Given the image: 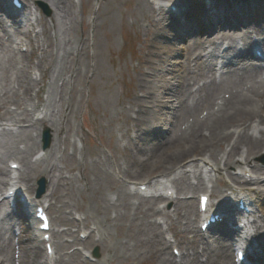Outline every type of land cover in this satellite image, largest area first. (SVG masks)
Masks as SVG:
<instances>
[{"label":"bare ground","instance_id":"1","mask_svg":"<svg viewBox=\"0 0 264 264\" xmlns=\"http://www.w3.org/2000/svg\"><path fill=\"white\" fill-rule=\"evenodd\" d=\"M3 1L2 5L6 0ZM28 1L35 0H24L25 10L31 12ZM44 1L52 12L49 18L38 17L42 37L36 36L34 41L22 39L31 45L30 55L36 56L35 63L30 55L20 54L18 60L16 55L12 56L17 51L8 42L12 41L13 34L19 35L22 31L19 25L11 23L10 26V21L0 14V193L1 186L9 182L8 174L19 171L20 187L31 198L34 181L44 176L48 189L44 198L50 203L53 222L71 223V211L65 209L73 205L82 214L77 226L90 229L81 231H87V239L80 243L84 248L99 244L103 254L94 262L85 260L82 251H70L72 242L64 239V233L72 236L71 230H54L55 258L50 261L43 254L42 241L31 221L20 219L19 212H5L0 208V264H236L231 252L235 239L231 229L219 224L209 239L196 229L193 216L197 215V208L189 194L205 191L206 187L199 177L195 183L190 180V168L195 166V161L191 164L182 161L198 152L202 154L197 159L199 164L203 167L208 164L215 172L241 164L243 175L231 174V178L257 183L259 187L252 192L258 198L264 197V187L260 186H264L261 177L264 167L255 159L264 153V76L261 65L252 62L253 53L247 49L250 34L264 32V0H210L208 7L207 3L187 0L185 9L180 0L181 3H175L180 8L175 15L164 5L155 6V0H129L121 23L130 21V25L145 27L148 36L143 44L147 58L142 65L149 66L153 74L139 76L132 85L134 96L128 101L120 100L118 116L124 122L118 123L116 129L125 133L130 152L123 151L114 165L99 154L95 155L98 161H88L89 147L78 149L69 140L68 134L78 131H74L67 118L78 102L75 97L82 95V82L88 73L86 64L80 60L86 38L83 29L77 30L75 0ZM249 1L258 11L256 16L247 15ZM191 7H196V12L192 13ZM139 18L146 24L140 25ZM12 21L19 22L17 17ZM73 32L76 38L71 36ZM219 40H223L222 45L228 44L226 52L234 54L227 59L225 71L217 75L214 60L219 56L214 51ZM239 41L243 43L242 49H236ZM45 43H49L47 51L42 48ZM260 43L264 47V40ZM177 57L183 60L177 61ZM30 69H36L39 78L32 77ZM92 74L96 76L94 70ZM163 74L170 76L163 78ZM46 77L48 86L44 91L41 83ZM34 87L36 98L46 94L41 107L23 103L22 97L29 100ZM101 87L107 88L104 84L94 86L93 92L98 93ZM9 104L15 105V109ZM155 107L156 114L150 116ZM161 108L167 109L168 117ZM35 113L41 117L34 118ZM165 115L168 128L161 125ZM22 123H27L28 128L22 129ZM45 125L51 129L52 142L39 155V133L36 137L32 133L35 126L39 130ZM20 144L24 147L20 148ZM109 148L117 151L118 144ZM237 153H241L240 158H235ZM33 154L37 156L34 160L30 159ZM8 158L19 162L22 168L8 170V164L2 165ZM181 162L183 168L174 176L132 182L134 187L143 183L149 187L169 184L177 192L175 198L167 199L165 193L147 197L141 191L130 190L126 181L118 182L124 176L141 175L147 168L160 170L164 175ZM64 170H76L78 174L65 178L67 187L63 185ZM245 170L259 174L247 178ZM78 180L76 185L74 182ZM60 189L64 195H59ZM222 192L215 187L210 194L217 199L216 207L227 211L232 206L220 198ZM76 193H88L85 203L76 202ZM162 200L174 201L173 208L157 207ZM258 205L263 214L252 223L262 250L256 260L261 261L264 260V223L261 222L264 200ZM162 222L181 234L176 240L182 247L179 259L166 249L168 240ZM90 223L94 228H90ZM15 225L19 226V233L14 231ZM187 232L192 238L185 235ZM79 241L73 238V242Z\"/></svg>","mask_w":264,"mask_h":264},{"label":"rangeland","instance_id":"2","mask_svg":"<svg viewBox=\"0 0 264 264\" xmlns=\"http://www.w3.org/2000/svg\"><path fill=\"white\" fill-rule=\"evenodd\" d=\"M76 1L78 3L76 7L78 12L77 30L80 31L83 29L86 38V45H84L85 48L83 50L84 53L80 60L86 64L88 73L86 79L82 82V95L81 97H75L78 102H75L74 112L68 115L67 118L74 127V131H78L77 134L74 132L69 133V140L70 142H75L79 147L81 144H83V148L86 146L89 147L90 151L86 152L88 161H98V158L95 155L99 154L101 157L105 156L104 158L106 161L111 165H114V160L120 158L124 151L121 143H126L125 137H121L120 131L116 130L118 123L124 122L123 119L118 116L121 107L119 103L120 100L128 101L134 96L133 89L135 86L132 85L136 84L135 80L139 76H144V73L149 67L145 64L142 65V61H144L143 59L147 58V50L143 41L148 36V33L145 31V27H136L134 24L130 25V21L126 23L124 22V24L121 23V17L123 16V12L127 9L126 7L129 0H82L81 6L79 3L80 0ZM35 4L40 9L43 16H50L52 11L46 1L37 0ZM44 6L47 8V12H45ZM80 17L85 21V25L80 21ZM93 18L95 25H93ZM139 21L140 25H142V23L146 24V22H143L140 18ZM71 36L73 38L77 37L75 32H73ZM176 60L180 61L183 60V58L177 57ZM93 70L96 76L92 74ZM169 76V74H163V78ZM47 82L48 77L45 79L44 90H46ZM103 84L106 85L107 88L101 87L102 90L98 93L93 92L94 86H101ZM45 96L46 94L44 93L42 97L45 98ZM23 103L27 104L28 100L23 99ZM9 107L15 109V106L12 104H9ZM155 110L156 107L154 108L153 113H150V116L156 114ZM161 110H163L168 117L167 109L161 108ZM73 114H75L74 117ZM166 115L163 116L161 125L168 128L169 125L167 123ZM168 119L170 120V117ZM150 120L153 121L154 119L150 117ZM45 129L49 130L52 139L51 129L46 125L43 126V130ZM115 143H118L119 147L117 151H112L109 148V145H114ZM128 148L125 150L130 152V149ZM42 149L44 148L41 146L40 139L39 152H42ZM88 153L93 156H90ZM195 153L199 154L198 152ZM32 156H34V154ZM187 156L189 155H186L185 157ZM236 157H239V155H236ZM59 164L62 167L63 164ZM86 165L88 170V163ZM157 172V170L149 168L146 173L143 172L144 174L142 173L137 176H124L122 179L130 178L141 181L143 178L155 176L158 174ZM63 173L64 187H67L65 178L69 176L71 178L74 174L78 175L76 170H71L69 172L64 170ZM226 175L225 171H223V178ZM38 178L44 179V176H39ZM74 183L77 185L79 180ZM46 193H48V190H46ZM64 194V190L60 189L59 195ZM86 196H88V193H76L74 199L76 202L82 204L84 200H86ZM74 208L75 207L71 205V209L66 208L65 211L70 210L72 212H77L78 210H75ZM53 225L57 230H65L66 228H69L73 231L72 237L76 238L79 235V230L82 229V227L79 229V227L68 221L58 224L55 223ZM90 226L94 227L91 223ZM14 231L19 233L18 225L14 226ZM72 237L70 234L64 233V239L70 241L73 239ZM77 246L79 245L74 243L70 249L72 250ZM95 247L98 249V256L95 257V259L101 258L103 254L102 246L99 244L92 245L90 251ZM169 251L168 248V252Z\"/></svg>","mask_w":264,"mask_h":264},{"label":"water","instance_id":"3","mask_svg":"<svg viewBox=\"0 0 264 264\" xmlns=\"http://www.w3.org/2000/svg\"><path fill=\"white\" fill-rule=\"evenodd\" d=\"M45 142H46L45 145H47V138L45 139Z\"/></svg>","mask_w":264,"mask_h":264}]
</instances>
